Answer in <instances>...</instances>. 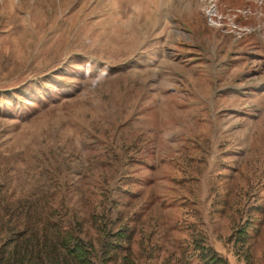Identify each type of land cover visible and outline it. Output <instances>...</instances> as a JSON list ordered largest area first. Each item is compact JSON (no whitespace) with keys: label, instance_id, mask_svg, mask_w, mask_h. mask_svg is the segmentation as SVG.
Returning a JSON list of instances; mask_svg holds the SVG:
<instances>
[{"label":"rangeland","instance_id":"rangeland-1","mask_svg":"<svg viewBox=\"0 0 264 264\" xmlns=\"http://www.w3.org/2000/svg\"><path fill=\"white\" fill-rule=\"evenodd\" d=\"M17 197L95 264L123 254L117 230L135 264H198L197 236L264 264V0H0V203Z\"/></svg>","mask_w":264,"mask_h":264},{"label":"trees","instance_id":"trees-1","mask_svg":"<svg viewBox=\"0 0 264 264\" xmlns=\"http://www.w3.org/2000/svg\"><path fill=\"white\" fill-rule=\"evenodd\" d=\"M50 214L27 209L19 197L0 203V264H95L92 240H85L72 225L63 226L57 214ZM238 232L241 239L246 230L242 227ZM112 236L106 243L111 248L119 246L123 254L111 264H135L128 248L121 246L127 234L117 230ZM193 244L198 264H228L202 236Z\"/></svg>","mask_w":264,"mask_h":264}]
</instances>
